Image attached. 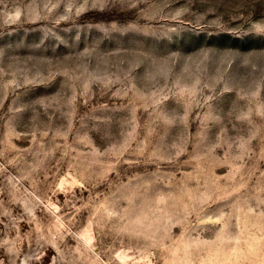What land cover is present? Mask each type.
Listing matches in <instances>:
<instances>
[{
    "label": "rangeland",
    "instance_id": "374dc122",
    "mask_svg": "<svg viewBox=\"0 0 264 264\" xmlns=\"http://www.w3.org/2000/svg\"><path fill=\"white\" fill-rule=\"evenodd\" d=\"M0 264H264V0H0Z\"/></svg>",
    "mask_w": 264,
    "mask_h": 264
}]
</instances>
